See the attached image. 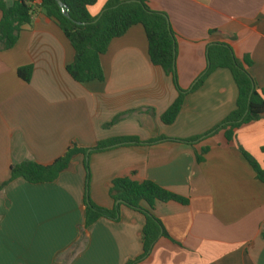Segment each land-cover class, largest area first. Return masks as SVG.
<instances>
[{"label": "crops", "instance_id": "1", "mask_svg": "<svg viewBox=\"0 0 264 264\" xmlns=\"http://www.w3.org/2000/svg\"><path fill=\"white\" fill-rule=\"evenodd\" d=\"M107 1L96 0L89 15L99 16ZM147 6L168 17L181 90L205 71L208 45L226 44L237 59H249L247 71L264 92V0H147ZM72 58L62 31L39 9L14 46L0 50V186L11 165L48 164L72 140L86 148L124 137L141 144L87 153L88 171L75 156L49 184L16 179L1 188L0 264L137 260L144 224L138 212L120 205L115 220L99 219L81 233L86 183L90 202L110 210L121 204L109 194L120 178L151 181L188 201L155 206L166 236L134 264H264V185L238 151L264 169V116L234 130L232 142L215 130L235 109L230 72L212 71L164 125L160 116L177 90L150 63L140 25L111 40L100 58L102 82H74L65 71ZM27 66L26 83L16 72Z\"/></svg>", "mask_w": 264, "mask_h": 264}, {"label": "trees", "instance_id": "2", "mask_svg": "<svg viewBox=\"0 0 264 264\" xmlns=\"http://www.w3.org/2000/svg\"><path fill=\"white\" fill-rule=\"evenodd\" d=\"M14 0L5 4L0 0V50H8L14 46L21 30L30 25L36 9L52 21L63 33L73 51L71 63L65 66L68 76L76 83L84 84L92 81L102 82L103 71L100 58L106 53L111 40L122 37L132 26L140 25L144 31L147 43V54L150 63L159 67L170 77L177 90V97L170 107L160 116L164 125H170L176 119L184 97L202 84L204 79L215 69H227L237 89L235 109L220 123L215 130H222L227 142L235 138L234 130L241 125L259 120L264 116V92L258 90L255 81L247 71L251 62L247 58L237 59L230 46L226 44H211L206 49L207 66L203 74L196 80L189 91H183L177 83L175 70L176 41L166 14L153 11L147 6V0H108L97 17H91L88 7L96 0H59L64 9H60L55 0ZM68 14V18L64 16ZM18 78L28 82L31 67H21L16 72ZM191 142V141H187ZM136 138L124 137L100 142L86 148L72 140L64 153L48 164L34 161H22L9 167V179L0 186L21 179L30 185H42L54 182L66 171L75 156H82L86 171L87 153L102 152L114 146L139 145ZM238 151L255 173V177L264 185V169L255 159L240 146ZM264 153V147L261 148ZM202 159L196 157V161ZM88 180V177H87ZM114 202L119 205L108 210L94 206L87 194V183L84 192V221L82 234L99 219L115 220L119 206L138 212L144 219L142 227V253L134 262L145 258L155 242L161 236H166L162 225L153 215L158 203L175 202L186 205L188 201L151 181L137 183L128 178L115 179L109 191Z\"/></svg>", "mask_w": 264, "mask_h": 264}, {"label": "water", "instance_id": "3", "mask_svg": "<svg viewBox=\"0 0 264 264\" xmlns=\"http://www.w3.org/2000/svg\"><path fill=\"white\" fill-rule=\"evenodd\" d=\"M55 1H56L57 5L60 7V9H62V11H63V9H64L63 4H62L59 0H55ZM64 16H65L66 18L69 17L68 14H67L66 12H64ZM119 202H121V201H117L116 204H118Z\"/></svg>", "mask_w": 264, "mask_h": 264}]
</instances>
